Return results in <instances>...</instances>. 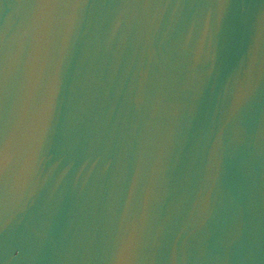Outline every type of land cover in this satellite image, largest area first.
I'll return each mask as SVG.
<instances>
[{
	"label": "water",
	"instance_id": "95a60500",
	"mask_svg": "<svg viewBox=\"0 0 264 264\" xmlns=\"http://www.w3.org/2000/svg\"><path fill=\"white\" fill-rule=\"evenodd\" d=\"M0 264H264V0H0Z\"/></svg>",
	"mask_w": 264,
	"mask_h": 264
}]
</instances>
